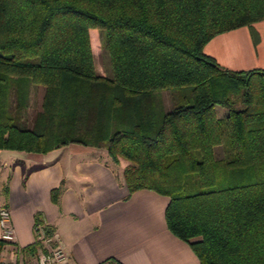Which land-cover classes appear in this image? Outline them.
<instances>
[{
  "label": "trees",
  "instance_id": "16d2710c",
  "mask_svg": "<svg viewBox=\"0 0 264 264\" xmlns=\"http://www.w3.org/2000/svg\"><path fill=\"white\" fill-rule=\"evenodd\" d=\"M262 18L264 0H0V147H103L129 192L169 196L167 227L200 264H264V67L203 50L242 24L256 41Z\"/></svg>",
  "mask_w": 264,
  "mask_h": 264
},
{
  "label": "crops",
  "instance_id": "0c3cea01",
  "mask_svg": "<svg viewBox=\"0 0 264 264\" xmlns=\"http://www.w3.org/2000/svg\"><path fill=\"white\" fill-rule=\"evenodd\" d=\"M252 25L256 41L242 24L214 34L203 50L229 68L264 67V18ZM126 163L76 141L45 152L0 147V205L10 210L14 245L31 255L34 224L43 219L66 264H200L188 241L167 227L169 196L146 187L129 192ZM61 182L55 198L52 190ZM10 247L0 237V264Z\"/></svg>",
  "mask_w": 264,
  "mask_h": 264
},
{
  "label": "built area",
  "instance_id": "2783aa9c",
  "mask_svg": "<svg viewBox=\"0 0 264 264\" xmlns=\"http://www.w3.org/2000/svg\"><path fill=\"white\" fill-rule=\"evenodd\" d=\"M34 231L37 246L31 255H26L19 245H14L15 229L9 208L0 205V237L11 244V254L3 264H66L65 250L53 241L52 230L43 219L34 224ZM93 264H110V262L100 260Z\"/></svg>",
  "mask_w": 264,
  "mask_h": 264
},
{
  "label": "rangeland",
  "instance_id": "374dc122",
  "mask_svg": "<svg viewBox=\"0 0 264 264\" xmlns=\"http://www.w3.org/2000/svg\"><path fill=\"white\" fill-rule=\"evenodd\" d=\"M94 53V61L96 70L100 73L104 74H111V65L109 61V55L106 48H103L99 45V39H98V45L93 46L92 48ZM263 67V66H262ZM41 93H42V86L32 87L30 91V104L27 109V119L30 122L35 111L40 106V99H41ZM163 96L164 105L169 106L170 105V94L166 90L161 91ZM215 110L217 113H220L223 110V107L219 105H215ZM220 150L217 148L216 153H219Z\"/></svg>",
  "mask_w": 264,
  "mask_h": 264
}]
</instances>
